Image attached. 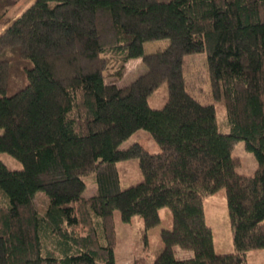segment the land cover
<instances>
[{"label":"trees","instance_id":"obj_1","mask_svg":"<svg viewBox=\"0 0 264 264\" xmlns=\"http://www.w3.org/2000/svg\"><path fill=\"white\" fill-rule=\"evenodd\" d=\"M18 1L0 0V18ZM200 52L213 103L186 88L184 56ZM132 59L145 70L116 83ZM163 82L166 101L152 108ZM0 129V153L21 165L0 160V264H114L113 212L149 229L164 206L161 247L133 264H247L264 248V0H33L0 33ZM139 129L157 152L119 148ZM237 141L255 158L251 175L235 171ZM134 159L138 180L125 172ZM220 188L230 253L215 252L203 215Z\"/></svg>","mask_w":264,"mask_h":264},{"label":"rangeland","instance_id":"obj_2","mask_svg":"<svg viewBox=\"0 0 264 264\" xmlns=\"http://www.w3.org/2000/svg\"><path fill=\"white\" fill-rule=\"evenodd\" d=\"M33 0H19L16 4L9 7L4 16L0 18V33L2 30L20 14ZM167 40L152 41L144 43V52H153L161 50L166 45ZM145 70L139 59L129 60L123 71V75L115 82L118 84L125 83L134 79L138 74ZM183 75L186 82L188 92L201 103L212 102L208 76L206 70V54L192 53L184 56ZM11 91H8V94ZM167 98V85L163 82L151 95L147 98V102L152 108L161 107ZM216 119L219 131H227V122L224 109L220 104H215ZM0 129V133H1ZM138 141L149 152H157L158 146L150 138L147 131L139 129L126 140H124L119 148H126L134 141ZM231 155L236 157L239 164L235 171L239 174L251 175L256 167L253 154L244 148L243 141H237L233 144ZM0 160L8 168H20V163L13 157L0 153ZM132 166L125 171L133 176V180L140 179V171L137 160L129 161ZM128 162H120V165ZM124 166V165H123ZM124 171H120L123 174ZM94 192V186L88 183L84 194L91 195ZM35 203L38 207H44L46 198L43 194L38 193L35 197ZM203 215L205 223L210 227L212 234L213 248L217 253H230L233 251L231 242V233L229 229V221L227 207L223 188L218 189L215 193L205 196L202 202ZM160 221L149 229H145L142 218L139 215H133L128 222L120 219L119 212H113L114 229H115V247L113 250L114 264H133L135 258H144L149 261L161 247L160 231L171 227V214L168 207L164 206L158 209ZM174 255L176 258L184 259L191 256V251L174 247ZM247 264H264V248L252 249L246 252Z\"/></svg>","mask_w":264,"mask_h":264}]
</instances>
